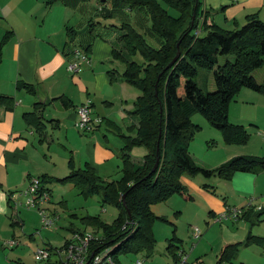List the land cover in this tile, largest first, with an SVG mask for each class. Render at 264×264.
<instances>
[{
  "label": "trees",
  "instance_id": "16d2710c",
  "mask_svg": "<svg viewBox=\"0 0 264 264\" xmlns=\"http://www.w3.org/2000/svg\"><path fill=\"white\" fill-rule=\"evenodd\" d=\"M105 1L111 3V10H108L114 13H123L125 9L146 15L151 23V33L160 40L159 47L152 46L130 22L123 21L119 28L122 30L119 37L122 46L112 50L114 58L125 65L119 77L140 91L134 107L128 111L137 116L135 134L123 133L116 126V133L124 142L121 148L122 176L107 180L87 163L83 168H74L71 164V171L64 177L50 180H46V176L39 177L43 185L49 182L71 183L86 198L97 193L103 204L119 208V215L112 223H105L97 216L83 219L84 224L103 228L102 238L92 243V252L110 247L117 264L120 261L118 252L144 253L150 257L156 242L152 226L157 218H161L152 206L176 193L191 198L188 187L181 180L184 175L231 179L238 171L264 170V156L240 154L210 168L199 164L189 150L196 129L200 127L191 120L196 113H201L232 140L240 143L248 140L249 134L244 126L231 123L229 110L243 88L264 94V80L258 81L253 74L264 65V21L258 13H252L245 17L243 24L235 20V28L224 29L217 23H209L210 12L203 13L202 0ZM194 13L196 18L193 22ZM199 27L201 32L197 35L195 30ZM75 35L76 31L70 28L72 41ZM79 48L89 53V47ZM178 51L181 52L179 58L171 64ZM137 54L143 58L142 62L132 59ZM221 55L226 57L223 64H219ZM199 68L214 70L216 89L212 92L204 91L195 81ZM116 72L115 69L109 70L111 81L118 78ZM21 86L35 93L32 85L22 83ZM58 99L64 106H70L67 96L61 95ZM0 103L11 106L13 98L2 95ZM24 117L29 124L42 129L36 111L27 112ZM135 145L147 148L141 164L132 157ZM157 157L159 164L153 171ZM204 187L209 188L210 185L205 184ZM263 214L264 209L260 211L247 206L239 219H249L254 215L259 221ZM72 231L79 230L72 228ZM182 242L175 234L169 240L167 253L172 261L183 249ZM249 243L264 248V236L250 232L246 238V244ZM238 246L239 243L224 244L217 264L234 257ZM56 264L64 263L59 261Z\"/></svg>",
  "mask_w": 264,
  "mask_h": 264
},
{
  "label": "crops",
  "instance_id": "0c3cea01",
  "mask_svg": "<svg viewBox=\"0 0 264 264\" xmlns=\"http://www.w3.org/2000/svg\"><path fill=\"white\" fill-rule=\"evenodd\" d=\"M202 2L203 13L232 12V18L240 24L245 22L248 14L257 12L264 20V0H220L215 4L216 10L211 2ZM105 7L111 10V3L105 0H0V96L13 98L11 106L0 103V264H12L4 252L7 248L5 241L14 238L20 246L23 236H28L25 234L28 225L21 216V209H30L19 204L24 199L19 191L27 187L32 176H46V180L64 177L71 171V164L74 168H83L89 163L100 175H107L118 167L123 145L118 150L101 129L111 127L110 130L116 132L112 118L119 108L123 111L124 129L120 128L121 131L135 134L137 116L128 113L132 108L125 107L129 103L125 93L129 90L133 95L135 91L128 89L129 84L119 77L122 72L111 67L110 57L116 47L114 41H103L97 33V27L109 22L108 18L114 14ZM200 19L203 21L202 16ZM209 21L216 23L212 15ZM70 28L76 31L73 41L69 36ZM75 46L89 47L91 56V63L79 73L68 70L72 57L70 51ZM111 69L118 72L115 73L118 78L113 81L109 75ZM260 75L259 78L254 76L263 81L264 74ZM22 83L32 85L35 93L20 87ZM61 95L69 98V107L58 99ZM88 100L93 105V116L100 118L101 122H96L90 131H82L76 125L77 107ZM259 105L264 108V94L243 88L230 105V121L244 126L253 119L247 109L252 106L259 109ZM31 111H36L40 117L41 130L26 121L24 115ZM132 157L137 164L143 162V158L138 160L133 154ZM251 174L238 171L232 176L229 194L235 200L251 194L264 198V170ZM51 183L47 184L48 187ZM205 184L210 185L203 182L196 191L209 196L211 190L205 188ZM9 193L15 194L9 196ZM207 203L213 205L211 199H207ZM253 207L261 211L264 202ZM210 214L212 217L216 215L213 209ZM10 220L13 227L19 222L24 233L16 235V231L9 227ZM224 222L239 226L233 232L225 228L228 237L240 235L244 239L250 232L264 236V214L259 221L251 215L249 219L244 217ZM35 239L34 234L27 237L25 250L32 253ZM20 250L17 248L12 254ZM260 255L264 256L263 253ZM32 261L29 264H33ZM19 262H23L20 257L16 264Z\"/></svg>",
  "mask_w": 264,
  "mask_h": 264
},
{
  "label": "rangeland",
  "instance_id": "374dc122",
  "mask_svg": "<svg viewBox=\"0 0 264 264\" xmlns=\"http://www.w3.org/2000/svg\"><path fill=\"white\" fill-rule=\"evenodd\" d=\"M206 1L211 2L212 5L215 6V4H217L216 2L220 0ZM105 8L109 9V7ZM216 8L217 6H215V10ZM224 10L226 11L228 9ZM171 12L177 14L176 10H172ZM210 15L215 17V22L220 27L224 29L235 28V19L232 18V12L223 13V11H216ZM103 19H110V21L103 23L104 25L100 28L97 27V33L103 37V41H114L113 45L117 48H121L122 46L119 38L122 30L119 28L123 21L130 22L145 36L148 43L152 46L159 47L160 45L159 38L151 33L149 18L143 13L136 11L131 12L129 10L125 11L124 9L123 13H114L108 19ZM114 32H116V34L118 33V35H115ZM132 59L138 62L143 61L140 54L133 56ZM225 60L226 57L221 55L219 57V64H223ZM110 61H112L111 67H116L120 72L124 70V63L115 59L113 54L112 57H110ZM215 68H217V66ZM260 73L264 74V65L253 72L257 78L261 76ZM213 75V69L199 68L195 81L204 91L212 92L216 89ZM128 89H133L135 94L132 95V92L129 90L125 93V98L129 100V103L126 104L127 106L125 105V107L133 108V101L135 102L140 91L131 84L128 85ZM247 110H249L248 115L253 119L244 124V128L249 134L248 140L244 143L229 138L228 134L226 135L222 130L214 127L201 113H196L192 116V122L198 124L200 127L196 129L194 138L190 142L189 150L199 164L213 168L231 157L240 154L264 156V108L259 105V109L252 106ZM122 118L123 111L119 108L115 118H112V122L116 126L124 129ZM110 128L111 127L107 129L102 128L101 131L109 136L111 144L114 147L117 146L119 150L121 144L123 145V139L113 129L110 130ZM131 153L137 157L138 160H141L147 154V148L143 145H135ZM239 173L252 176L253 174L251 173L256 172ZM101 176L107 180L108 178H111L110 180L120 179L122 176V160H119V166H115L111 169L109 174ZM181 180L183 184L188 187L191 198L188 199L186 196L176 193L165 201L152 206L155 214L161 218H157L152 226V232L156 242L154 251L151 253L150 257H147L144 253L134 254L132 252H118L120 261L117 264H135L136 259L139 258L144 260V264H171L170 256L167 253V246L174 234L182 238V248L189 252L192 264H217L221 249L225 243H239V246L235 256L223 262V264H264V256L261 257L260 255L261 253L264 255L263 247L255 243L246 244V238L244 237V239H241L240 235H237V237H228L224 232L225 228L233 232L237 230L239 226L236 225L234 227V225L228 222H224L223 224L215 222L214 217L210 214L211 209L215 211L216 215H219L231 206L240 208L243 205V207L246 208L249 205L263 203L264 198L259 197V195L251 194L245 199L235 200L229 194L231 179H223L218 176L206 178L200 174L195 176L184 175ZM203 182L210 184L209 189L211 193L209 196L196 191V188L200 187ZM48 188L51 190V200L44 204L43 207L48 208L51 212L54 218V225L45 228L43 227L41 216L36 209H21V216L27 222L25 225H28L25 234L28 236L34 234L36 236L33 242L35 246L33 247L32 253H30L29 249L25 250L24 242L28 241V236H23L24 239H22L23 241L20 240V246L16 248L13 247L14 249L11 247L5 248V255H9L12 264H16V260H18L19 257L23 262L29 264L33 259V251L36 250L37 247L50 248L52 252L55 251V249H63L67 243L74 242V232L76 231L73 232L72 228L78 229L81 232L90 234L96 233L102 236L104 234L103 228L84 224L83 219L85 217L97 216L105 223H112L119 215L118 207L112 204H103L101 202V196L97 193H93L87 198L84 197L71 183L53 182ZM207 199H211L213 205H208ZM195 226L199 227L201 230V236L204 234V236H202L203 238L200 239L201 236L197 239L194 237L192 229ZM9 227L11 230L14 229L18 236L24 233L19 222L13 227L10 220ZM240 232H242V230L238 233L240 234ZM11 234L12 233H10V235ZM17 248H21L20 252L15 255L12 254ZM59 261L60 256L54 252L49 261H43L40 264H56Z\"/></svg>",
  "mask_w": 264,
  "mask_h": 264
},
{
  "label": "built area",
  "instance_id": "2783aa9c",
  "mask_svg": "<svg viewBox=\"0 0 264 264\" xmlns=\"http://www.w3.org/2000/svg\"><path fill=\"white\" fill-rule=\"evenodd\" d=\"M200 32L201 27L195 30V34L197 35H199ZM71 55L72 57L68 62V70L72 73L81 72L85 65L91 63L90 54L79 47H75ZM96 122H101V119L93 116V105L90 100L77 107L76 125L80 130L90 131ZM19 193V195L24 197L23 201L19 204L28 209H36L41 216L43 227L48 228L54 225V218L51 212L48 208L43 207L44 204L51 200V192L43 185L40 177L32 176L29 179L27 187L19 191ZM253 206L254 205H249L248 207ZM244 211V207L239 208L231 206L228 207L225 212L215 215L214 220L215 222L237 221ZM192 230L196 239L201 236L199 227L195 226ZM101 238L102 236L96 233L90 234L76 231L74 232V242L67 243L63 249H55V251L52 252L50 248L37 247L34 251L33 264H40L43 261L50 260L54 252L60 256V261L64 264H116L115 257L110 247L92 252V243ZM5 245L13 248L19 245V241L11 238L5 241ZM135 264H144V260L141 258L136 259ZM172 264H190L189 252L185 249H181L178 252V258L173 260Z\"/></svg>",
  "mask_w": 264,
  "mask_h": 264
},
{
  "label": "water",
  "instance_id": "95a60500",
  "mask_svg": "<svg viewBox=\"0 0 264 264\" xmlns=\"http://www.w3.org/2000/svg\"><path fill=\"white\" fill-rule=\"evenodd\" d=\"M195 18H196V14L194 13V15H193V22H194ZM180 54H181V52L178 51L177 55L175 56V58L173 59V61L171 62V64L179 58ZM157 153H159V147H158ZM158 164H159V157H157V159H156L155 165L153 167V171L157 169Z\"/></svg>",
  "mask_w": 264,
  "mask_h": 264
}]
</instances>
